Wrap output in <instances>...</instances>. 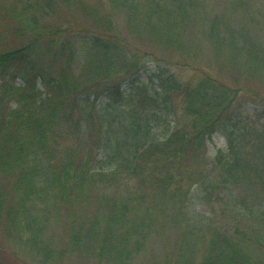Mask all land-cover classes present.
<instances>
[{
	"label": "rangeland",
	"instance_id": "1",
	"mask_svg": "<svg viewBox=\"0 0 264 264\" xmlns=\"http://www.w3.org/2000/svg\"><path fill=\"white\" fill-rule=\"evenodd\" d=\"M74 2L70 7L63 0H0V53L37 47L47 70L52 69L55 75L64 70V92L76 82L89 84L91 79L103 78L85 70L93 49L69 32L53 42V36L47 35L67 28L100 32L96 19L101 16L108 24V30L102 31L107 37L103 43L111 49L103 53L117 70L105 82L122 81L129 90L132 85L147 86L143 92L138 90L140 97H145L158 89L156 76L154 84L149 82L150 76L164 69L165 84L175 81L181 85L169 101L175 112L169 120L176 122L171 127L194 137L207 120L218 115L221 120L213 133L201 137L198 153L192 151L183 159L171 160L160 150L150 151L132 175L97 172L95 180L77 193L80 195L75 191L56 198L55 194L47 202L33 205L30 209L36 215L27 218L37 217L33 224L37 226L33 235L36 243L15 234L8 238L0 235V264H165L177 258L182 248L190 250L198 261L208 240L196 242L195 235L187 240L189 224L195 222L196 215L210 227L230 230L229 234L239 228L250 230V225L254 230L262 227L260 234V229L255 233L258 238L253 251L264 261V0ZM67 39L70 47L63 46ZM100 66L107 68L103 62ZM165 105L160 102L158 107L163 113ZM59 121L63 129L59 144L76 149L79 155L88 154L93 143L87 140L91 143L85 147L83 137L67 134L71 129L68 122L63 118ZM158 124L164 128L159 119ZM235 127L243 130L239 141L249 153L242 157L244 163L254 165L253 170L242 172L238 183L222 185L217 181L206 194L198 193L197 176L220 172L215 158L221 151L228 152L227 130ZM186 143L194 144L193 140ZM163 148L171 151L173 146ZM97 152L94 148L93 154ZM11 182V178L0 177L1 184ZM225 187L234 195L227 194ZM147 209L154 211L145 214ZM127 212L131 215L125 219ZM139 214L145 215L140 218ZM134 221L131 233L124 234L129 254L104 259L107 253L99 250V238L89 235L90 231L108 228L113 243H117L121 230ZM141 231L147 235L143 244L139 241ZM136 241L140 242L138 249Z\"/></svg>",
	"mask_w": 264,
	"mask_h": 264
},
{
	"label": "trees",
	"instance_id": "2",
	"mask_svg": "<svg viewBox=\"0 0 264 264\" xmlns=\"http://www.w3.org/2000/svg\"><path fill=\"white\" fill-rule=\"evenodd\" d=\"M63 1L70 7L75 3V0ZM89 11L85 9L86 13L92 14ZM96 20L102 27L100 32L95 29L90 32L67 28L47 35L53 36V42L58 35L69 32L72 38L85 41L90 50L93 49L89 53V64L85 70L91 71L93 75L103 76L99 80L91 79L89 84L81 85L76 82L72 84L76 86L67 92L62 90L64 70L57 75L52 69L47 70V66L42 63L43 58L38 56L41 52L37 47H23L0 53V177L12 179L9 184L0 183V235L5 238L15 234L16 237L26 238L28 243L35 241L33 235L37 226L33 224L37 222L34 221L37 217H31L30 221L27 218L36 215V211L30 209L33 205L47 202V198L55 194L58 198V195L65 197L75 191L77 194L85 190L95 180L97 172L103 175L122 171L132 175L150 151L160 150L162 155L171 160L183 159L192 151L198 153L196 149L201 148V137L213 133V129L219 125L217 122L221 120L220 115L213 117L211 121L207 120L203 127H198V133L194 137L183 135L179 129L175 130V120H169L175 114L169 101L174 91L181 90V85L175 81L165 84L161 71L164 69L157 73L155 70L150 76L151 84L152 78L156 76L158 89L145 97H140L138 90L143 92L147 86L132 85L129 90L122 85V81L105 82L117 70L109 56L103 53V50L111 51L103 43L107 37L102 31L108 30L107 21L101 16ZM70 39L63 42L64 47H70ZM98 49L101 51H97ZM32 56L36 59H32ZM102 62L106 69L100 66ZM160 102H166L163 108L165 113L158 109ZM61 118L71 128L69 132L66 130L67 134L83 137L81 143L85 147L93 143L87 149L88 154L79 155L76 149H66L59 144L58 136L63 130L60 129ZM158 119L164 128L159 127ZM172 123L174 127H171ZM157 131L163 135L161 141ZM227 131L229 150L227 153L221 151L215 158L220 162V172L215 176L201 173L196 178L197 192L200 194H206L208 187L217 181L222 185L238 183L242 172L251 173L254 168L247 161L244 163L242 157V154L249 153L239 141L244 136L243 130L235 127ZM87 132L90 134L89 139L86 138ZM191 140L194 142L193 146L186 143ZM163 145L173 146V149L165 151ZM94 148L98 151L95 155ZM221 157L224 158L223 163ZM225 189L227 194L234 195L230 187ZM152 211L154 210L147 209L145 214ZM116 212L118 209L113 214L115 217ZM145 214H139L140 218ZM129 215V212L125 213V219ZM196 216L195 222L189 224L187 240L191 235L196 236V242L201 238L208 240L205 253H199L201 258L197 261L196 255L182 248L178 251L177 258L166 260L165 264H264L263 259L253 251L257 241L255 238H258L255 233L260 229V234L262 227L254 230L250 225L247 227L250 230L239 228L229 234L230 230L221 231L217 225L210 227V223L204 222L203 217ZM255 218L257 217L252 219ZM186 222L190 223L189 220ZM134 224L135 221L130 223L128 229L121 230L117 243H113L114 237H110L108 228L100 231L99 227H95L89 235L99 238V250L107 253L104 259L108 261L116 255L123 258L130 251L124 234L131 233ZM142 235L143 231L140 232L139 239L143 244L147 235ZM140 242H135L137 249ZM112 255L115 256L111 257ZM122 255L124 256L121 257Z\"/></svg>",
	"mask_w": 264,
	"mask_h": 264
}]
</instances>
